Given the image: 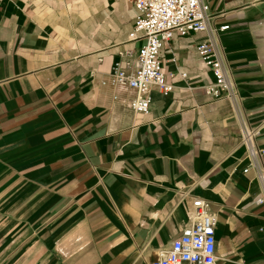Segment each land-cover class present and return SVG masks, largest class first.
I'll use <instances>...</instances> for the list:
<instances>
[{"label": "crops", "instance_id": "obj_1", "mask_svg": "<svg viewBox=\"0 0 264 264\" xmlns=\"http://www.w3.org/2000/svg\"><path fill=\"white\" fill-rule=\"evenodd\" d=\"M264 150V0H206ZM127 0H0V264H152L194 222L216 216L218 264H264V205L230 101L196 52L205 32L159 55L174 86L115 81L143 40ZM264 165V153L261 156Z\"/></svg>", "mask_w": 264, "mask_h": 264}, {"label": "built area", "instance_id": "obj_2", "mask_svg": "<svg viewBox=\"0 0 264 264\" xmlns=\"http://www.w3.org/2000/svg\"><path fill=\"white\" fill-rule=\"evenodd\" d=\"M134 4L137 16L130 40L144 43L128 55L134 57L126 65L125 72L115 68V81L136 90L131 100L132 110L146 114L151 102V88L157 87L161 94L168 96L174 86L163 74L159 61L164 43L174 35L188 36L195 32H205L206 37L196 45V52L203 64L211 71L213 82L205 86V93L211 97L227 98L238 118L240 144L245 150L248 166L243 170H253L260 194L256 204L264 205V165L261 162L263 149L256 146L260 126H251L241 113V101L232 71L221 43V34L228 26L215 28L211 25L206 0H127ZM194 222L175 238L168 249L160 252L152 264H218L216 257L215 225L216 216L206 209L201 198L192 202Z\"/></svg>", "mask_w": 264, "mask_h": 264}]
</instances>
